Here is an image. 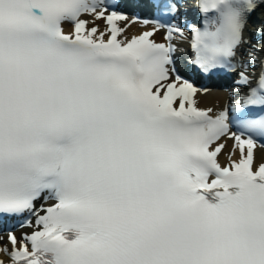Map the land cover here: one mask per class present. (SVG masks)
<instances>
[{
  "label": "snow or ice",
  "instance_id": "1",
  "mask_svg": "<svg viewBox=\"0 0 264 264\" xmlns=\"http://www.w3.org/2000/svg\"><path fill=\"white\" fill-rule=\"evenodd\" d=\"M190 3L148 0L142 19L121 0H0L7 264H264V0H195L200 26ZM184 41L234 78L218 109L176 72Z\"/></svg>",
  "mask_w": 264,
  "mask_h": 264
},
{
  "label": "bare ground",
  "instance_id": "2",
  "mask_svg": "<svg viewBox=\"0 0 264 264\" xmlns=\"http://www.w3.org/2000/svg\"><path fill=\"white\" fill-rule=\"evenodd\" d=\"M101 25V27H104L103 21H97ZM124 22H121L123 25ZM152 26H142L140 23L131 24L128 29L126 30V35L128 37H132L133 35H139L143 31L150 30ZM246 36H249V32L246 30ZM163 32L158 33L154 39L158 42L162 41ZM209 91L207 93H197L196 100L198 101L197 106L200 108H213L218 109L222 103L224 97L227 95L225 91L219 90V89H208ZM233 142L231 140H228L226 143V147L222 150V154L219 155L218 160L222 165L227 164L228 162V153L232 150ZM237 153V157H238ZM254 156H255V164L258 166L260 163H264V149L260 147H256L254 150ZM24 231H31V229L24 228V229H16V234L19 236L21 232ZM5 241L0 242L4 243ZM10 247V245H9ZM6 255L2 252H0V257H5Z\"/></svg>",
  "mask_w": 264,
  "mask_h": 264
}]
</instances>
